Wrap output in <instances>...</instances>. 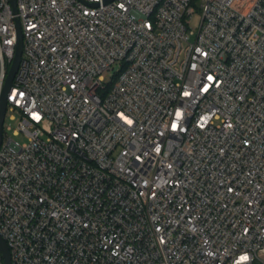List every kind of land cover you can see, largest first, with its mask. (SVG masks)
I'll list each match as a JSON object with an SVG mask.
<instances>
[{
  "label": "built area",
  "instance_id": "obj_1",
  "mask_svg": "<svg viewBox=\"0 0 264 264\" xmlns=\"http://www.w3.org/2000/svg\"><path fill=\"white\" fill-rule=\"evenodd\" d=\"M194 1L0 0L10 264H264V0Z\"/></svg>",
  "mask_w": 264,
  "mask_h": 264
},
{
  "label": "water",
  "instance_id": "obj_2",
  "mask_svg": "<svg viewBox=\"0 0 264 264\" xmlns=\"http://www.w3.org/2000/svg\"><path fill=\"white\" fill-rule=\"evenodd\" d=\"M109 1L111 0H104V2H109ZM15 2L16 0H10V4L13 10H15ZM21 48H22L21 29H20L18 21H16L15 52H14V56H13L10 68L7 72V75L4 81V86H3V89L0 95V144H1V137H2V125H3L4 115H5V111L7 107L6 94L12 84L14 74L18 67V63L20 60V54H21ZM0 248L2 250V255H3V264H10L9 251H8V248L5 242L1 238V236H0Z\"/></svg>",
  "mask_w": 264,
  "mask_h": 264
},
{
  "label": "rangeland",
  "instance_id": "obj_3",
  "mask_svg": "<svg viewBox=\"0 0 264 264\" xmlns=\"http://www.w3.org/2000/svg\"><path fill=\"white\" fill-rule=\"evenodd\" d=\"M193 5L196 8V11L192 14L191 18H190V22H189V26L192 30H195L198 28L200 20H201V13L198 10L199 7V2L197 0H195L193 2ZM193 38V36H191V39ZM110 81V76L108 74L105 75L104 77V83H108ZM11 112L9 110H7L6 114H5V118L3 120V134L5 137H11L14 140H18L20 142H23L26 140V137L23 136L22 134L19 135H14L13 134V130L17 127V119L16 120H12L9 118V114ZM7 126H10L11 129H8Z\"/></svg>",
  "mask_w": 264,
  "mask_h": 264
}]
</instances>
